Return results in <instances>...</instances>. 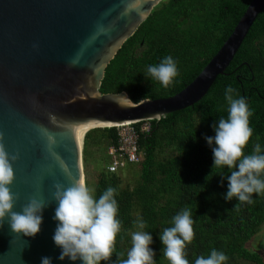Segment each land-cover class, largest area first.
I'll list each match as a JSON object with an SVG mask.
<instances>
[{"label":"trees","instance_id":"1","mask_svg":"<svg viewBox=\"0 0 264 264\" xmlns=\"http://www.w3.org/2000/svg\"><path fill=\"white\" fill-rule=\"evenodd\" d=\"M252 0H164L129 38L108 66L101 92H126L133 103L142 100L170 98L183 91L203 71L222 48ZM171 56L178 76L164 88L146 79L148 65L158 64ZM235 89L234 98L243 97L253 115L250 126L253 136L245 149L251 154L259 143L264 154V9L257 17L242 46L223 75L218 76L207 95L184 110L161 120L133 124L139 134L143 160L135 184L123 185L118 174L108 171L110 149L119 146L120 130L97 128L85 136L83 160L85 180L96 198L109 186L117 190L118 219L122 229L117 236L112 260L131 247L133 222L143 220V231L153 237L150 247L156 264H168L163 257L161 231L172 226V218L181 209L189 208L194 220L195 238L187 246L189 264L212 249L228 257L226 264H264L260 252L249 244L264 228V196L253 194L251 204L235 210L237 200L227 201L226 176L230 170L213 169L212 146L206 136H215L213 124L227 116L225 89ZM145 123L149 131H142ZM103 150L106 172L98 175L91 187L88 172L89 149Z\"/></svg>","mask_w":264,"mask_h":264},{"label":"water","instance_id":"2","mask_svg":"<svg viewBox=\"0 0 264 264\" xmlns=\"http://www.w3.org/2000/svg\"><path fill=\"white\" fill-rule=\"evenodd\" d=\"M163 1L0 0V133L9 155H19L14 211L32 197L50 202L35 237L16 236L4 221L0 264H42L43 257L52 264H82L60 260L53 240L54 185L86 183L80 130L90 123L96 129L161 120L198 103L264 9V0H252L222 48L177 95L133 103L126 92L103 94L108 66Z\"/></svg>","mask_w":264,"mask_h":264},{"label":"clouds","instance_id":"3","mask_svg":"<svg viewBox=\"0 0 264 264\" xmlns=\"http://www.w3.org/2000/svg\"><path fill=\"white\" fill-rule=\"evenodd\" d=\"M144 75L146 79L151 78L168 88L178 76V70L173 58L166 56L158 64L148 65ZM234 91L231 86L225 89L227 116H221L213 124L215 136H206L205 139L212 146L213 169L226 167L230 170L226 176L228 191L224 198L227 201L235 198L239 203L234 209L239 210L242 204L253 203V194L264 196V154L259 143L254 145L251 154H245L253 136L250 126L253 113L243 97L234 98ZM18 159V154L10 156L6 151L3 134L0 133V228L7 219L16 236L35 237L41 231L42 212L50 202L32 197L22 211H14L19 195L13 193L11 186L16 178L13 164ZM54 188L53 199L57 207L53 219L57 221V227L53 240L61 249L59 259L81 261L82 264H101L102 261L112 260L117 236L122 229L115 199L117 190L109 186L96 198L83 180L68 186L56 183ZM193 225L191 210L186 207L172 218V226L161 231L162 253L168 264H189L186 248L195 238ZM133 226L137 230L131 233V247L126 258H123L124 253H118L115 264H156V254L150 247L153 237L143 231L146 227L144 221H134ZM227 260L224 252L212 249L209 255L197 257L195 264H226ZM42 264H52V261L43 257Z\"/></svg>","mask_w":264,"mask_h":264},{"label":"built area","instance_id":"4","mask_svg":"<svg viewBox=\"0 0 264 264\" xmlns=\"http://www.w3.org/2000/svg\"><path fill=\"white\" fill-rule=\"evenodd\" d=\"M132 125L118 126L120 130L119 146L116 149L109 150L112 163H110L108 171L111 173L123 170L128 165L138 164L143 160L138 144L139 134ZM149 129V125L144 124L142 131H149Z\"/></svg>","mask_w":264,"mask_h":264},{"label":"rangeland","instance_id":"5","mask_svg":"<svg viewBox=\"0 0 264 264\" xmlns=\"http://www.w3.org/2000/svg\"><path fill=\"white\" fill-rule=\"evenodd\" d=\"M103 150H96L94 148L89 149L88 157V172H89V181L92 188L95 187L98 179V175L102 172H106L108 163L103 162ZM84 158V156H83ZM85 169V164H84ZM139 165H130L123 172L118 173L122 180L123 185L135 184L139 176ZM251 250L255 252H260L264 257V228L259 233V235L254 238L249 244Z\"/></svg>","mask_w":264,"mask_h":264},{"label":"bare ground","instance_id":"6","mask_svg":"<svg viewBox=\"0 0 264 264\" xmlns=\"http://www.w3.org/2000/svg\"><path fill=\"white\" fill-rule=\"evenodd\" d=\"M92 128H95V126L92 124V123H90V124H88L86 127H84V128H82L81 130H80V132H79V143L82 145V142H83V139H84V137H85V135L87 134V132L89 131V130H91ZM97 129V128H96ZM93 130V129H92Z\"/></svg>","mask_w":264,"mask_h":264}]
</instances>
